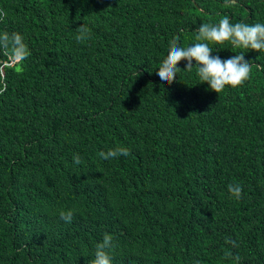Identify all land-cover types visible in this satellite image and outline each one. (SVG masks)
Masks as SVG:
<instances>
[{
  "label": "trees",
  "instance_id": "1",
  "mask_svg": "<svg viewBox=\"0 0 264 264\" xmlns=\"http://www.w3.org/2000/svg\"><path fill=\"white\" fill-rule=\"evenodd\" d=\"M0 10V34L30 49L22 62L0 51V264H91L105 233L113 264H264V51L210 44L252 65L219 94L195 67L167 86L157 75L170 40L193 45L224 16L264 23V0H0ZM84 22L90 38L77 42ZM119 145L131 155H98Z\"/></svg>",
  "mask_w": 264,
  "mask_h": 264
},
{
  "label": "clouds",
  "instance_id": "2",
  "mask_svg": "<svg viewBox=\"0 0 264 264\" xmlns=\"http://www.w3.org/2000/svg\"><path fill=\"white\" fill-rule=\"evenodd\" d=\"M235 3V0H231ZM6 16V13L0 10V19ZM76 36L77 42H84L90 38L91 32L87 23L78 27ZM197 41L193 45L181 46L177 38H173L168 44V54L161 61L158 67L157 75L160 77L161 84L165 86L176 82L178 73L183 69L191 71L196 69V75L200 83L209 85L210 90L221 93L226 87H239L251 78L252 65L245 58L243 53L233 55L227 59H221L219 55H213L210 44L230 43L234 48L252 49L256 52L264 51V23L249 25L243 22L232 23L230 18L224 16L218 23H204L197 30L195 36ZM0 51L10 60L22 62L30 55V49L24 42L20 33L9 34L7 32L0 34ZM181 61H186L184 68L179 67ZM195 61V64H193ZM6 63V62H5ZM102 159H115L120 156L128 157L131 155L129 148L119 145L107 152H99ZM73 162L76 165L82 163L79 154L74 155ZM228 192L237 200L242 198L243 187L240 184L230 183ZM60 217L66 223L73 220V211H61ZM227 243L234 247L238 245L229 238ZM113 237L105 233L103 240L95 246L94 259L91 264H113L111 250L113 249ZM231 258V252L226 253ZM235 261L239 262L240 257L236 255ZM199 264V261H197Z\"/></svg>",
  "mask_w": 264,
  "mask_h": 264
}]
</instances>
